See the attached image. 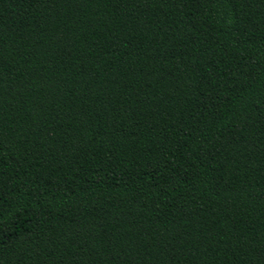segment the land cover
I'll return each instance as SVG.
<instances>
[{
	"label": "trees",
	"instance_id": "trees-1",
	"mask_svg": "<svg viewBox=\"0 0 264 264\" xmlns=\"http://www.w3.org/2000/svg\"><path fill=\"white\" fill-rule=\"evenodd\" d=\"M0 264H264V0H0Z\"/></svg>",
	"mask_w": 264,
	"mask_h": 264
}]
</instances>
